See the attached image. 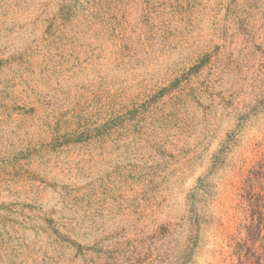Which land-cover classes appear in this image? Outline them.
<instances>
[{
    "label": "rangeland",
    "instance_id": "1",
    "mask_svg": "<svg viewBox=\"0 0 264 264\" xmlns=\"http://www.w3.org/2000/svg\"><path fill=\"white\" fill-rule=\"evenodd\" d=\"M0 264H264V0H0Z\"/></svg>",
    "mask_w": 264,
    "mask_h": 264
}]
</instances>
